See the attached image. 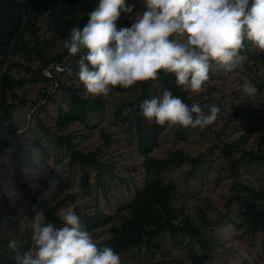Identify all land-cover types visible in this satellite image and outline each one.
I'll return each instance as SVG.
<instances>
[{
  "label": "trees",
  "instance_id": "obj_1",
  "mask_svg": "<svg viewBox=\"0 0 264 264\" xmlns=\"http://www.w3.org/2000/svg\"><path fill=\"white\" fill-rule=\"evenodd\" d=\"M98 2L0 0V155L3 160V165L0 161V176L3 178L0 181V193L3 192L0 197V264H16L20 250L17 247L13 252L8 244L13 239L16 243L26 239L23 231L32 226L37 212L43 211L45 224L51 222L56 227L63 226L62 216L56 210L75 198L73 193H66L69 183L65 179L77 172L82 191L90 194V179L94 174L97 187L104 192L102 175L108 170L112 172L111 166L102 160L98 147L85 151L79 148L81 141L75 142L82 133L73 127L88 130L90 117L102 112L103 97L85 93L78 78L81 54L72 56L63 47L64 40L70 38V29L74 26L82 28ZM127 3L133 6V10L121 15L117 21L118 28L131 27L137 17L147 11L145 0H127ZM248 46L249 42L245 41L241 53L246 52ZM251 55L255 62L264 60V53ZM214 66L216 64L210 62L209 82ZM56 68L63 70L57 71ZM45 71L51 72L52 77H47ZM67 75L74 81H63L62 77ZM48 82L56 85L54 95L60 91L65 95V108L58 106L57 115L43 121V113L54 102L53 96L44 89L32 104L35 111L28 127L16 138L13 135L21 128L13 122L14 111L25 105L17 91L32 84L45 85ZM211 88L209 86L206 92L211 93ZM165 89L188 105L196 103L201 106L204 102L203 95L177 86L174 75L164 72H160L154 81L137 83L128 89H112L110 94H135L131 100L122 103L114 115L118 122H123V106L130 110L129 118L137 137L136 148L142 159L144 181L134 188L127 204L111 212L96 209L87 214L77 206L73 208L74 212L91 237L102 232L107 234V239L98 247H110L120 257L129 254L130 260H135L136 264H211L219 249L224 248L214 230L228 226L235 230L232 243L241 249L229 248L227 257L239 254L240 264H264V124L251 147L224 143L220 137L227 136L226 130H239L248 119L245 116L247 111L240 112V107L234 106L221 127L213 131L217 143L209 152L211 155L216 153L224 162L227 173L226 177H218L216 183L227 178L230 186L221 208L210 199H204L203 205H199L191 193L177 192L175 185L162 176L170 168L187 164L189 169L184 173L185 179H193L204 168V154L192 156L174 148L164 158L151 155L159 146L158 138L166 131L172 132V145L188 142V128L158 125L142 116L141 103L162 97ZM259 89L264 92L263 82ZM196 96L197 99L194 98ZM43 100L45 104H40ZM212 105L203 109L205 114ZM19 137L20 142L17 141ZM101 138L107 142L109 135L103 132ZM58 158L62 173L57 175L55 165L59 163ZM53 159L56 163L52 166L50 162ZM244 172L252 179H244ZM53 180L56 181L55 191L50 198L44 199V193ZM38 204L39 209L36 207ZM167 240L171 241V247L186 252L185 260L163 257ZM243 251L247 255L243 256ZM145 253L151 257L142 259ZM158 254L160 258L155 259L154 255Z\"/></svg>",
  "mask_w": 264,
  "mask_h": 264
},
{
  "label": "clouds",
  "instance_id": "obj_2",
  "mask_svg": "<svg viewBox=\"0 0 264 264\" xmlns=\"http://www.w3.org/2000/svg\"><path fill=\"white\" fill-rule=\"evenodd\" d=\"M145 7L131 27L118 28L121 15L133 6L127 0H99L83 27L70 29L63 47L72 56L81 54L78 78L86 94L107 97L116 87L154 81L160 72L173 74L177 86L198 94L210 79V62L230 73L245 59L240 54L245 41L264 51V0H145ZM240 91L251 97L258 89L245 79ZM140 111L149 122L193 129L207 128L220 114L215 104L205 114L199 104L188 105L168 89L143 101ZM55 186L51 181L44 199ZM36 217L35 254L17 253L16 264H121L119 253L93 242L73 209L62 211V227L42 224L43 211ZM8 248L17 251L14 239Z\"/></svg>",
  "mask_w": 264,
  "mask_h": 264
},
{
  "label": "rangeland",
  "instance_id": "obj_3",
  "mask_svg": "<svg viewBox=\"0 0 264 264\" xmlns=\"http://www.w3.org/2000/svg\"><path fill=\"white\" fill-rule=\"evenodd\" d=\"M41 36L43 37V34ZM47 36L49 38L50 35L48 34ZM255 52L264 53V51L253 47L249 42L248 50L240 53L245 57L244 61L232 72H226L222 67L217 65L212 68V80L204 84V91L199 94L203 95L202 99L204 102H201L202 109H206L211 103L220 109L217 120L209 126L208 130L206 128L201 129L197 127L193 129L189 127L188 142L179 143L175 146L172 145V132L166 131L158 138L159 146L151 154L155 158H164L168 151L174 148L189 153L192 156L204 154L203 170L198 172L193 179H187L188 182L184 176V173L189 169V165L187 164L179 168H170L162 176L165 181H170L175 185L177 192L184 195L191 193L197 199L199 205H203L204 199H210L217 207L221 208L225 200L223 198L228 194L230 186V181L227 178L218 184L216 183L218 177H226L227 173L224 162L219 159L216 153L211 155L209 152V149L217 143L213 131L221 127L223 121H226L228 115L233 112L234 106L240 107V112L247 111L245 116L248 119L241 124L239 130H226L227 136L224 138L223 136L220 137L224 143L243 144L245 147H251L263 127L264 107L260 104L264 105V92L259 87L261 82L264 83V60L262 62H255V57L251 55H255ZM56 70L62 71L63 69L56 68ZM45 75L49 78L52 77V73L49 71H45ZM245 79H248L257 87L258 91L254 96H245L240 91V86ZM62 80L65 82L74 81L69 75L62 77ZM209 86L213 89L211 93L206 92ZM44 89L49 95L53 96L54 102L43 113V121L55 117L58 106L62 109L65 108V95L61 91L54 95L56 85L52 82H48L45 85L40 83L32 84L17 91L18 97H23L25 105L18 107L14 111L13 122L17 127L21 128L13 135L16 138L28 127L29 119L35 111L32 104L40 98V93L44 92ZM134 95L132 92H128L124 94H109L107 97H103L102 112L90 117L89 122H87L88 130L79 126L73 127L79 134L82 133L80 137L75 139V142L81 141L79 148L87 151L98 147L102 160L111 166L112 172L108 170L102 175V184L105 187L104 192L97 187L93 179L94 174H91L90 190L92 192L90 194H85L82 191L77 172L75 176L71 175L65 179V182L69 183L66 185V193H73L75 198L74 201L68 200V202L62 204L56 210L59 216H62L63 210L68 208L73 209L75 206L87 214L92 213L96 209L111 212L115 208L127 204L131 199V193L134 188L143 184L145 175L141 169L142 159L137 153V137L132 125L133 122L129 118L130 110L126 105L123 106L121 111V116L125 119L123 122H118L117 117L114 115L119 106L131 100ZM194 98L197 99L198 96ZM45 102V100L40 101V104H45ZM247 102L248 105H246ZM254 109L255 111H253ZM103 132L109 135L107 142L101 138V133ZM17 141H21L20 137ZM0 161L3 165L2 155H0ZM59 161L60 158H58L57 163ZM50 163L53 166L56 162L53 159ZM60 164L59 162L55 165V173L57 175L62 173ZM243 177L244 179H252L246 172L243 173ZM0 181H3L1 176ZM2 193H0V197ZM187 209L190 210L191 206L188 205ZM41 223L45 224L43 220ZM214 232L219 236L221 240L220 244L224 248L219 249L218 255L211 264H240L239 254L231 258H228L226 254L229 248L238 249L237 251L241 249V247L238 248L237 245L232 243L235 235L233 227L217 228ZM23 235L26 236V239L17 243V247L20 250L19 254L23 255L25 252H31L34 255L36 249L32 241V226L28 230L23 231ZM92 239L98 245L107 239V234L102 232L99 235L93 236ZM162 255L163 257L186 259V252L171 247L170 240L166 241ZM242 255H247V252L243 251ZM129 257V254L121 256V264H136L135 260L131 261ZM150 257V254L145 253L142 259H149ZM154 258H160V255H154Z\"/></svg>",
  "mask_w": 264,
  "mask_h": 264
}]
</instances>
